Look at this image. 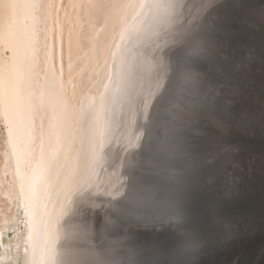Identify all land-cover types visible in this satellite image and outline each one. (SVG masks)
Instances as JSON below:
<instances>
[{
    "label": "bare ground",
    "instance_id": "6f19581e",
    "mask_svg": "<svg viewBox=\"0 0 264 264\" xmlns=\"http://www.w3.org/2000/svg\"><path fill=\"white\" fill-rule=\"evenodd\" d=\"M4 2L5 0H0V5ZM42 2L45 5L54 4L55 7L46 6L40 13L38 42L41 51L38 74L33 75V80L36 82L34 89L36 126L39 129L42 124L47 134L45 155L50 163L39 182H30L23 166L18 173L15 159L2 134L3 125L0 124V264H32L34 259L39 258L38 251L34 257V249L43 247L46 241L49 244L55 242L53 260L49 261V264H63L68 251L82 255L95 253L100 257L93 239L89 236L90 230L83 223L84 212L81 207L96 208L102 205L118 207L117 201L128 194L129 181L124 167L144 137L142 123L146 121L155 97L161 92L167 79L168 85L173 83L171 77L167 75L169 61L164 53L165 49L176 47L172 54L174 59L176 56L180 59L178 63H181V58L185 64L187 61L204 64L209 60L207 54L201 53L194 57L183 54L184 47H177L181 40L187 39L186 34L190 30L188 26L194 23L198 6H201L204 0H109L120 6L107 9L103 13H94L87 7L98 0H42ZM53 31L57 70L53 67ZM46 39H49L47 49ZM62 40L66 62L64 70L60 61ZM6 51L7 44L0 39V68H5L11 63L13 52L9 51V55L6 56ZM216 58L219 66L229 72L230 55L219 48ZM233 77L239 80L240 97L236 102L238 111L245 115L243 116L247 122L245 126H248L247 130L243 129L246 131L244 133L241 131L238 133L237 131L241 129H235L242 150L237 161L239 166L241 163V166L247 169L244 171L250 181L245 184L250 182L248 185H253L248 186L249 198L250 194L252 196L248 199L252 203L251 210L254 214V218L250 219L254 221L249 224V230L245 227V230L236 231L233 237L228 233V236L231 235L233 238L230 241L231 245L237 239L241 241L243 239V243L239 242L243 245L241 247L238 245L240 249L235 246L240 252L226 257L225 261L226 264H236L238 260L264 264V42L253 50L251 56L241 61L239 70L233 72ZM196 82L195 77L193 80L181 82L183 84L180 89L181 98L189 111L195 110V98H201ZM181 127L182 124L175 123V129L179 130ZM227 159L229 161V158ZM235 167L233 166V169ZM157 172L154 171V176L159 180L164 178L163 173ZM232 175L234 178V174ZM230 182L231 178L220 181L225 188ZM149 187L154 190L156 203L134 207L132 212L143 216V220L133 225L127 224L125 228L127 232L137 237L147 235L149 238L153 236L164 240L170 233L177 234L178 231L175 221L161 217L166 214L158 211L166 207L165 187L169 189V181H151ZM170 190H167L168 194ZM243 207L245 206L240 208ZM22 208L23 211L20 212ZM89 212L94 214L95 220L99 222L101 215L109 218L110 222L116 219L109 211ZM187 219L189 218L183 221ZM177 221L179 223V220ZM234 228L233 230H236ZM239 228L237 227L238 230ZM225 234L223 236H226ZM234 237L237 238L235 241ZM162 244L166 243L161 242ZM178 244L181 245L180 242ZM201 244L202 240L197 241L190 245V253L186 251L190 254L189 264H196L195 260H200L203 254L198 251ZM179 251H182L181 248ZM122 258L127 262L132 261L130 256Z\"/></svg>",
    "mask_w": 264,
    "mask_h": 264
},
{
    "label": "rangeland",
    "instance_id": "374dc122",
    "mask_svg": "<svg viewBox=\"0 0 264 264\" xmlns=\"http://www.w3.org/2000/svg\"><path fill=\"white\" fill-rule=\"evenodd\" d=\"M222 9H225V12H223ZM257 25H259V27H257ZM188 27L190 30L186 34L187 39L181 40L177 44V47H184L182 49V53L188 55L190 54L194 57H198V55L201 53H204L205 55L207 54L206 57L209 56V60L204 64L199 62L193 63L189 61H187L185 64L182 58L181 63H178L179 58H177V56V59H168L169 70L167 75L168 77H171V81H173V83L169 85L172 92L167 90L166 94L161 97L160 104L155 110V113L161 115L163 119L159 121L155 127L156 142L155 145L151 147L153 151L150 153V155L145 157V161L143 160L139 163V166L141 165V167L143 166L145 169L148 168V171L151 170L152 172H157L164 169L170 173L167 174L170 176V179L165 178V180L162 178L159 180L157 176L154 178V181H169V189H167L168 185L166 186L167 188L165 187V198L167 201L166 207L164 209L161 208L162 211L161 209L158 211L160 213L162 212V214L165 213L170 221H175L178 231L177 234L176 232L174 234L170 233L172 236L169 234L172 240L170 239L169 235L167 236L168 238H165L164 240H160V238L153 236H150L151 238H149L147 235H145L146 237L143 235L137 237V235L134 236L127 232L125 228L126 226L120 227V231L116 232V234L109 228L112 227L111 222L108 221L109 218L107 219L101 215V222L96 221L95 217L93 216L94 214L89 211L93 210L94 212L99 211L101 213L109 211L110 213H116L118 211V207H113L110 205H102V207L96 208L91 206H82L81 210L84 212L82 214L83 223L90 230V238L93 239L99 234L96 237L98 240L97 243H101L100 245L102 246V250H104V257L112 263L122 262V255H125V253L127 254V250L131 249V251L136 252L138 259H144L146 261L148 260L150 264H152L153 261L154 264H189L191 259L188 257V255L190 256V254H188L186 251L190 253L189 247H191L197 241L202 240V244L200 246L201 251H198L201 254L203 253V257L200 255V260H195V263L226 264V257L234 256V254L237 255V251L238 253L240 252L238 248L240 249V247L243 245L240 244L243 243V239L241 241L235 237L234 241L235 239L237 240L233 245H231L230 241L233 239V235L235 236V234L241 230H249V224L251 221H254V219L251 220L254 218V214L251 210L252 203H250L251 201L249 200L252 197L250 194L249 198V187L253 185H248L250 182H248L247 185L245 184L247 181H250L249 178H246L248 175L246 174V171H244L247 169L242 167L241 163L239 166V161H237L238 156L242 151L238 142L239 140L237 138V134L246 132L243 129H248V126H245L247 125L245 120L246 118L244 119L245 115L240 110L238 111V105L236 102L238 97H240L239 80L236 78L234 79L233 72L238 71L241 61L246 57L251 56L253 50L261 46L264 42V0H204L201 6H198L197 17L194 19V23ZM193 43H198L204 49V51L198 55L191 54ZM219 48L225 50L227 54L230 55L231 62L229 64V68L231 71L229 70V72L226 69H222L217 62L216 56ZM175 60H177V62ZM194 77L196 78V83H198L197 86L201 93V98H195V110L189 111L187 104H183L181 98L182 96L180 94V89L183 87L181 82L188 79L193 80ZM168 81L169 80L167 79L166 83ZM166 85L167 84H165L164 89H166ZM179 98H181V100H179ZM161 110L164 111V113H162ZM243 120L245 121L242 122ZM175 123L182 124V127L179 130L175 129ZM237 128L241 129L237 131L238 133L236 132ZM198 158L200 159L199 162ZM227 158H229V161ZM163 165L168 166L169 168L166 169L163 167ZM233 166L236 167L233 169ZM237 166L239 167L237 168ZM227 167L230 168L228 169ZM137 171L140 178V181H138L137 184L138 191L134 196L124 202L126 207H132V209H134V207H140L141 205L150 206L151 204L156 203L154 190L149 187V182L151 181L148 178L146 179V175L144 174V170L142 168H138ZM229 171L231 173L233 172L232 174H234V178L232 177L233 175L229 173ZM235 172L237 173L235 174ZM239 174H241V177ZM223 177L226 179H223ZM230 178L232 182L234 180L233 183L230 182V185H227L226 188L225 186L221 185L220 181H227V179L230 180ZM242 180L243 182H241ZM142 184L145 186V188ZM174 189L177 191L175 192ZM167 190H170V192L173 194L170 192L168 194ZM173 199H175L176 202ZM169 201L170 204H168ZM171 204L175 205L176 207H173ZM242 206L245 207L240 208ZM170 208L171 210H169ZM177 208L179 209L177 210ZM247 209L248 212H246ZM248 213L251 214V216ZM240 214L241 216L244 215V217H241ZM187 215H189V217ZM186 218L189 219L183 221V219ZM177 220H179V223L176 222ZM247 227L249 228L247 229ZM233 228L236 230H233ZM228 233L232 234V237L229 235L230 240ZM112 234L115 235L113 236ZM219 234L221 236L225 234L226 236L221 237ZM166 239H170V241L168 240L167 242ZM177 240H180L179 242L183 246L178 244L179 242ZM116 242L119 244L117 245ZM161 242L166 244H162V246ZM175 243L180 246H175ZM131 244H133V248L130 247ZM224 244H229V246ZM219 245L228 251L231 249L230 245L233 246V248L229 252L227 250L225 252L224 248H220ZM238 245L240 247H238ZM178 248H181L182 251H179ZM173 251L175 252V255ZM164 254H171L175 258L173 260H169V262L167 261L161 263L159 260H162V255ZM138 255H140L139 257L141 258H139ZM246 261L247 260H238L236 264H252L251 261Z\"/></svg>",
    "mask_w": 264,
    "mask_h": 264
},
{
    "label": "snow or ice",
    "instance_id": "6c2138e0",
    "mask_svg": "<svg viewBox=\"0 0 264 264\" xmlns=\"http://www.w3.org/2000/svg\"><path fill=\"white\" fill-rule=\"evenodd\" d=\"M46 6L55 7L54 4L45 5L42 0H5L0 5V39L6 42L8 51L13 52L11 63L0 68V124L3 125L2 134L15 159L17 172L23 166L30 182H39L50 163L45 155L47 134L42 124L39 129L36 126V82L33 80V75L38 74L41 51L38 20ZM119 6L109 0L87 5L94 13ZM202 51L204 49L198 43H193L191 54L198 55ZM54 244V241L50 244L46 241L43 247L34 249V257L38 251L39 258L34 259L32 264H49L53 260ZM63 264H105V261L95 253L82 255L68 251Z\"/></svg>",
    "mask_w": 264,
    "mask_h": 264
},
{
    "label": "water",
    "instance_id": "95a60500",
    "mask_svg": "<svg viewBox=\"0 0 264 264\" xmlns=\"http://www.w3.org/2000/svg\"><path fill=\"white\" fill-rule=\"evenodd\" d=\"M63 5H64V2L61 3V6H63ZM52 39H53V67L55 68V70H57L55 31H53ZM46 41L48 43L49 39H46ZM175 48L176 47H171V48L168 47L167 49H165L164 53L168 59L174 60V55L172 53L175 50ZM5 55L8 56L9 51H6ZM60 61H61V68L64 70L66 62H65V58H64L63 40L61 42ZM165 84H167L166 89H164V87H163L161 92L155 97V99L151 105V109H150V112L148 114V117H147L146 121L142 123L144 126V137L142 138L140 146L135 151H133L131 153V155L129 157V161H127V163L124 167V172L128 175L129 187H128V194L126 196H124L122 199H119L117 201L118 211L116 213H111V216H113L116 219L114 220V222L113 221L111 222L112 227H109V228L112 231H114L115 233L120 231V227H124L127 224L133 225V223L140 221V220H143V216H141L138 213L132 212L133 209L126 207L124 202L127 199L134 196L135 193L138 191V186H137L138 183L137 182L140 181L138 171H137L138 168H142L144 170V174L146 175V179L148 178L150 181H152V180L154 181V177H155L154 171L153 172L151 170L148 171V168L145 169V168H143V166L142 167H141V165L139 166V163L142 162L146 156L150 155V153L153 151L151 149V147L154 146L155 142H156L155 127H156L157 123L163 119H162L161 115H158L157 113H155V110L160 104L161 97L164 94H166L167 90L171 91V87L168 85V83H165ZM163 167L166 169L169 168L168 166H164V165H163ZM160 171H161V173H163L164 178L170 179V176L167 175V174H170L168 171H166L164 169H162ZM160 171L158 173H160ZM22 211H23V208L21 209L20 212H22ZM161 217L169 219L167 215L161 216ZM93 241L95 243V246L97 248L99 256L101 257V259L103 261H105V264H145V263L147 264V263H149L148 261H146L144 259H138L136 256V252L131 251V249L128 250L127 254H125V255L123 254L122 257L130 256L132 261L127 262L125 260H122V262H113L112 263L104 257V250H102V246L100 245L101 243H97L98 240L96 239V237L93 238ZM132 246L133 245H130V247H132ZM174 258L175 257L172 256L171 254H164V255H162V260L161 261L159 259L158 260H159V262L163 263V262H167L169 260H173ZM152 264H154V263H152Z\"/></svg>",
    "mask_w": 264,
    "mask_h": 264
}]
</instances>
